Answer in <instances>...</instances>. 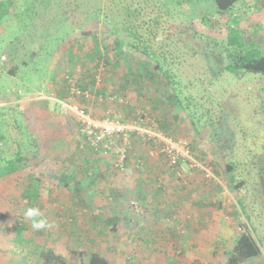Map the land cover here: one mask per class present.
Here are the masks:
<instances>
[{
  "label": "rangeland",
  "instance_id": "1",
  "mask_svg": "<svg viewBox=\"0 0 264 264\" xmlns=\"http://www.w3.org/2000/svg\"><path fill=\"white\" fill-rule=\"evenodd\" d=\"M11 1L12 5L8 16L0 21V56L3 54L2 52L10 51L15 56L13 63L16 62L14 74L8 75V67L2 66L0 59L2 74L0 86L4 88L0 94V108L10 107L11 110H17L16 112H5L4 117L8 125L7 134H15L13 121L20 111L22 116H26L32 124H36V121L41 122L40 127L35 125L34 127L43 132L42 139H40L43 151H51V154H55L49 147L56 141V137L58 138L55 130L61 123L53 128H47L40 119L46 118V116L40 115L41 112L45 114V110L49 108L50 112L53 111L57 115V119L64 117L65 122L73 124L69 125L70 128L71 126L74 129L76 127L79 131L78 125L75 123L76 120L74 122L72 119L73 116L61 115L58 106L53 102V99L66 100L70 96V91L75 88L81 92L89 91L95 95L94 101L85 104L90 114L100 113L105 114V117H120L124 121L129 120L125 118L130 113L129 108L137 109L141 106L147 108L153 104L151 99L135 98L132 89L123 92L131 99L127 108L122 105L123 103L115 101L114 98L112 99L114 101L110 100L112 98L110 96L98 95L97 90L100 86L112 95L119 87L117 75L113 71L104 72L102 63L98 68H95L96 70L94 69L95 71L89 72V68L96 64L97 58L103 54L105 47H108V51L113 53L112 38L104 37L105 29L101 25L98 28L91 27L90 33L98 35L102 46L98 44L95 47L90 38H85L82 35L77 26V16L74 18L75 22L73 21L76 30L74 32L67 31L66 36L70 40L62 37L64 36L62 28H56L59 31L56 33L58 43L54 45L48 43L49 40L54 39V36L46 35L44 37L42 30L45 25L48 26L50 20L39 22V16L36 18L34 15L35 4L33 7L31 0ZM263 2L264 0H241L230 13L217 14L212 11L211 0H199V2L195 0V5L193 4L197 6L195 19L191 18L193 5H173L168 14L170 30L174 35L172 37V54L177 58L171 67L173 72L183 80V83H194V88L189 89L188 93L192 91L193 95L198 93L199 96H203L204 110L209 108L208 104L204 103L206 91L215 95L214 105L217 101L227 103V107L223 108L228 111L224 122L226 134L222 135L218 144L211 136L209 140H201L197 131L191 129L188 124L185 125L187 127L182 128L181 132V135L188 134L190 139L186 141L189 143L192 154L198 164L210 171L211 182L205 181L204 174L198 169L190 170L188 168V173L182 174L181 179H177L174 171L164 163L162 158L157 157L156 159H159L163 165L166 175L172 178L166 176V180L175 181L178 188V192L171 190L165 193L167 199L172 200L174 192L178 194V197H181V200L182 194L187 193L188 195L183 201H175L176 209L174 212L170 210V215L160 213L159 215L162 216L156 218L158 215L152 216L150 206L145 207L144 199L137 196L134 191L127 193L123 204H118L115 201L117 204L110 206L106 203L114 198L107 188L118 176V172L111 170L114 174L111 175L113 178L109 177L110 180L101 186H98V183L94 187L97 190L94 191L89 187L88 179L85 176L86 180L82 178L81 181L84 183L79 188L80 190H77L73 183H69V186L65 185L63 183L65 177L63 178L60 173L62 169L69 167L67 173L73 174L75 165L68 158L58 157L56 159L52 156L47 157L49 154H42L41 159L37 160L40 166H35L36 163H33L28 172H33L30 175L36 176L40 181L37 207L49 221L48 228L54 227L55 229L50 231L46 228L35 231L30 226L31 222L24 220V217L21 216L23 213L21 210L26 203L22 196L25 192L23 179L27 177V171L22 169V172L17 175L19 177H1L0 213L5 216V219L0 222V264H15L14 262L17 263L23 259L24 264H41L38 258L33 255L32 250L42 247L50 248L64 257L67 264H86V254L90 251L103 255L104 253L111 254L113 264H220L226 251L230 250L235 238L240 234L239 223L243 222L253 231L262 248V257L258 261L254 260L248 264H264V187L259 173L260 154H264V75L250 73L236 75V73H232L228 76L226 73L228 71H220L219 67L213 65V60L210 57L212 50L220 56L221 60L223 59L225 63L228 62L226 49L234 51V46L228 44L229 36L232 35L231 28L236 30L234 35L237 36L238 41L242 40L245 47L251 49L253 46L260 53L264 52V22L257 26L247 22V16ZM148 9L156 11L152 7H146L142 11L147 12ZM33 26H38L40 31L37 28L34 29ZM209 65L213 67L210 72H208ZM121 67L124 69L123 63H121ZM91 76L94 79L93 83ZM210 79L212 84L207 83ZM201 80L206 85L201 84ZM147 88L148 96H153L154 90H156L155 86ZM10 90L18 92L16 94L18 99H15L17 96L9 92ZM57 96H62V98ZM218 108L222 107L216 104L214 114L220 110ZM190 109H194V106H190ZM229 109L234 112L232 115L229 114ZM146 113L148 122H155L153 119L160 114L157 109H148ZM194 113L201 119V113L198 110ZM130 114L132 115L133 112ZM217 114L219 115V112ZM210 115L204 117L203 114V122H207ZM62 131L64 132L63 127ZM72 135V140L82 141L80 132V136L75 133ZM67 136L69 138V135ZM71 139H69L70 143L73 142ZM224 145H229V150L231 153L233 152L231 155L228 154L229 151L226 153L227 156H232L236 162L233 171H228L223 161H219L216 156L211 155L217 154V147L220 149ZM59 147V152L62 150L64 154H70L69 152L65 153L63 145ZM134 148L133 146L132 150ZM85 153L90 158H94L88 148L85 149ZM129 156L132 165H137V161L142 157L137 154ZM95 160L98 162V159ZM35 167L40 168V173H34L37 170ZM126 173L128 174V170L119 174L124 176ZM88 178L90 177L88 176ZM239 182H243V185L236 188ZM205 192L206 197H204ZM200 195L202 196L200 197ZM204 200L207 202L206 215L204 209H202V213L199 212V204H202L201 207H203ZM89 202H93V204ZM75 204L79 206L77 207ZM70 205L73 209L70 208ZM85 205H88L89 208L91 206L92 209H88ZM66 206L69 207L66 208ZM169 207H172V204ZM99 208L102 212H95ZM90 211L101 216L100 219H97L99 221L95 227L93 220L88 219ZM120 211L129 216L128 224L120 225L121 233L116 238L106 235L111 224L107 225L103 220L120 218L122 215ZM53 212L56 213V218L52 220ZM200 214H204L201 219L199 218ZM69 219L71 220L69 221ZM230 220L233 222H229ZM61 222L65 226L70 225L76 229L73 238L63 237V235L60 238V231L57 230L62 229ZM189 225L190 229L184 227ZM141 226L143 229L145 228L142 235L139 233ZM189 231L190 235L187 233ZM168 232L181 236L180 242L186 248L184 253L176 244L178 239L172 237V240L169 241L165 237ZM146 233L153 237H151L152 243L144 244L142 242L141 237H145ZM136 235L140 239H135ZM185 235H188L189 238ZM126 236L128 237L126 238ZM82 250L85 252L83 257L74 255L75 252Z\"/></svg>",
  "mask_w": 264,
  "mask_h": 264
},
{
  "label": "trees",
  "instance_id": "2",
  "mask_svg": "<svg viewBox=\"0 0 264 264\" xmlns=\"http://www.w3.org/2000/svg\"><path fill=\"white\" fill-rule=\"evenodd\" d=\"M194 1L195 0H167L163 2L160 0H31L33 7L35 4L34 15L36 18L39 16V22H47L50 20L48 26L45 25L42 28L44 37H46V35L54 36V39L49 40L48 43L54 45L58 43V35L56 33L59 31L56 28H62L64 31V36L62 37H66L67 40H70L66 35L68 30L72 32L76 30L73 24L76 16L78 17L77 26L79 31L85 38H90L95 47L102 43L97 34L90 33L91 27L98 28L99 25H101L105 29L104 32L106 34L104 37L112 38L111 44L113 53L108 51V47H105L103 54L97 58L96 64L89 68V72L91 73L102 63L101 65L104 68V72L113 71V73L117 75L119 87L116 89V95H112L100 86L97 90L98 95L115 97L117 100L121 99L124 102L122 105L127 108L130 105L131 99L123 92L132 89L135 98L138 97L145 100L151 99V102H153V104L147 106V108L145 106H141V108L137 109L129 108L130 113L133 112V114L131 115L129 113L128 117H125L126 119L136 120L138 112H141L147 117L146 111L148 109H157L160 114H158L156 118L154 117L155 119L153 120L155 121L154 123L156 124L157 130L163 135L173 139H188V134L181 135L182 128L187 127L185 125L188 124L191 129L197 131L201 140H209V138L213 137V140H216L218 144L222 135L226 134V131H224V122L226 121L228 111L223 110V108L227 107V103L224 104L223 102L217 101L216 104L222 108H218V110H220L216 111L214 114L216 105H214L216 102L215 95L206 91L204 94V103H207L209 108L204 110V105L202 104L203 96H199L198 93L193 95L192 91L188 93L189 89L194 88V83H183V80L177 77L176 73H174L171 68L175 60L177 61V58L172 54V37H174V35L170 30V19H168L169 11L172 10L173 5L186 4L191 6L194 4ZM240 1L241 0H211L212 11L217 14L230 13L234 6ZM196 2H199V0H196ZM11 5V0H0V21L8 16ZM194 5L191 8V18L193 19H195L197 15V6ZM142 6L152 7L156 9V11L151 9H148L147 12L142 11L146 8ZM247 22L253 26L263 24L264 2L247 16ZM33 28H37L40 31L38 26H33ZM231 29L230 33L232 35L229 36L228 44L234 46V51L231 52L229 49H226L227 58H229V60L225 63L223 59L221 60L219 55H216L215 52L211 50L210 57L213 60V65L217 68L219 67V69H221L220 71H228L226 72L228 76L232 73H236V75L247 73L264 75V52L260 53L256 48H253V46H251V49L245 47L242 40L238 41L237 36L234 35L236 34V30L233 28ZM2 53L5 54L0 56L2 66L8 67V75L14 74L16 68V62L13 63L15 61L14 53L10 51H4ZM121 63L124 64V69H122ZM212 69V65H209L208 72ZM1 75L0 72V77ZM197 80H199V78H197ZM91 82H94L92 76ZM200 83L206 85L202 80ZM207 83L212 84V80L210 79ZM150 86H155L156 89L154 90L153 96H148L147 87ZM3 90L4 88L0 86V94ZM9 92L14 95L18 93L14 90H10ZM16 96L15 99H18V95ZM57 97L62 98V96ZM190 106H194V109H190ZM196 110L201 113V119L194 113ZM11 111L16 112L17 110H11L10 107L7 109L0 108V178L15 174L25 169V167H32L33 163H36L34 165L37 166L39 164L37 160L39 161L41 159L42 154H51V151H43L44 148H42L40 143L41 138L39 135L35 134L31 121L26 116H22L20 111L16 114L17 118H15V121H13L14 129H12L15 134H7L6 130L8 125L4 115L5 112L8 113ZM229 111L230 115L234 113L232 109H229ZM218 112L219 115L217 114ZM203 114L204 117L211 114L207 122H203ZM90 115L92 118L98 119L93 114ZM46 118L48 119L49 117ZM50 118L56 119L54 115ZM72 119L75 122L73 117ZM59 146H61V144L57 142L51 146L52 149L50 150L54 153L58 152ZM87 147L89 148L88 145ZM229 147V145H224L223 148L220 149L217 147V154L211 155L216 156L219 161H223L228 171H233V166L236 165V162L232 159V156H227L226 154L228 151L230 155L233 153H231ZM89 150L94 154L91 148H89ZM73 154L78 153L73 152ZM129 160L130 156H128L127 160L124 162V171L128 170ZM259 165L261 182L264 187V154H260ZM111 167L117 172L113 167V162L111 163ZM133 167L136 171H142L145 165L137 164L133 165ZM68 170L69 167L64 170L62 169L60 172L62 177H65L63 183L67 186H69V183H73L75 184L74 188L80 190L79 188L84 183L81 180L88 175L87 171H84L83 174L76 173L77 175H73L67 173ZM34 173L36 174L37 171ZM242 185L243 182H239L236 188H240ZM39 186V179L31 175L29 190H26L22 196L23 200L26 201L25 207L21 210V212H23L21 216L24 217V220L26 219L24 210L28 207H37ZM75 205L77 207L79 206L78 204ZM86 207L92 209L91 206L90 208L88 205ZM87 208L86 210H88ZM71 209H73L72 206ZM88 214V219H92L94 224L96 220L101 217L95 214L94 211H90ZM51 217L52 220L55 219L56 213L53 212ZM4 219L5 216L0 213V222ZM57 221L59 220L57 219ZM103 221L112 224L118 221V219L110 218L109 221L107 218ZM63 227L67 229L68 225L65 226L64 224ZM239 228L240 234L236 237L230 250L226 251L225 257L220 264H248L261 256V244L250 227L243 222L239 223ZM47 230L52 231V229L48 227ZM73 233H76L75 228L73 229ZM67 236L69 237V235ZM32 253L38 258L41 264H67L64 257L50 248H35L34 251L32 250ZM74 255L83 257L85 252H83V250L77 251ZM14 263L24 264V259ZM86 264H111V262L105 255L90 251L86 254Z\"/></svg>",
  "mask_w": 264,
  "mask_h": 264
},
{
  "label": "crops",
  "instance_id": "3",
  "mask_svg": "<svg viewBox=\"0 0 264 264\" xmlns=\"http://www.w3.org/2000/svg\"><path fill=\"white\" fill-rule=\"evenodd\" d=\"M47 107H49V106H47ZM55 110H56V108H55ZM44 113L45 114H43V112H41L40 116L43 115V116H46L49 118L47 120H46V118H40V119L45 123V126L47 128H53V126L57 125L58 123H61L60 125L59 124L57 125V129L55 130V133L58 135V138L56 137V141L59 142L61 145H63V147L65 149V153L66 152L70 153V154H64V152L61 150L62 154H58V153H61L58 150V152H55V154H49V155H47V157L52 156V157H55L56 159H58V157L59 158H68L70 160V162H72V164L75 165L74 169H73V172H74L73 175H77L81 171L83 174L84 171H87L88 175L86 176V178L88 179V182H89L88 185H89V187H91L93 189V191L97 190V189H94V187H96L98 183H99L98 186L99 185L101 186V184H106L110 180L109 177L111 179L113 178V176L111 177V175H114L111 172V170H113L111 167V163L113 162V158H102V157H98L95 154L91 153V155L95 159H98V162H96V160L94 158H90V156L86 155L85 149L88 147L85 144L83 137L79 135V131L76 129V127H75V129L72 126L70 128L69 125H73V124H70V122H65L63 119L64 117L57 119L56 118L57 115L53 111L50 112L49 108H47ZM50 114H51V116L54 115L56 119L50 118L51 117ZM93 115L99 119H103L105 117L104 116L105 114H100V113L99 114H93ZM36 124H32V126L33 127H34V125L37 127L41 126V122L36 121ZM62 127L64 128V132L62 131ZM73 130H74L75 134L82 137V141L81 140L77 141V139H75V140L71 139V136H73L72 134H74ZM34 132H35V134L39 135V137L41 135H43V132L41 131V129L36 130L35 127H34ZM67 135H69V138ZM41 139H42V136H41ZM69 139H71V141H73V142L70 143ZM188 139H190V138H188ZM188 139H187V141H189ZM57 142H53V143L56 144ZM64 142H66V143H64ZM53 143L51 146L54 145ZM134 143H135V145H134L135 148H134V150H132V152H130V154H137L138 156H142V157H140L139 160L142 161V164H144L145 167L142 171H136L133 169L132 163H129L128 164L129 165L128 166V174L126 173V175L123 176V175L118 173V176H120V177L118 178V176H116V178L112 180L111 184H109V187L107 188L114 195V198H112L110 200V202H106V203L110 204V206H112V204H117V203L123 204L124 203L123 201L126 200L127 193L130 191H134L135 194H137V196L144 199L143 205L145 207L150 206V212H151L152 216L156 214V215H158V216H156V218H158L159 216L161 217L162 215H159L160 213L161 214L163 213L164 215H166V214L170 215V213H171L170 210H172L174 212V210L176 209V204H175L176 202L175 201L185 200L187 198L186 195H188V194L187 193L185 195L182 194L183 197L181 200V197L180 196L178 197V194L176 192H174L177 196L174 194V198L172 200H170V199L168 200L164 194L171 191V190L177 191L178 188H177L176 182L173 180L171 182L166 180V176L169 178H171V177L166 175V171H164L163 165H161V162H159V159H156L157 157H148L147 156V154H149L147 147L142 146L141 144H138V142H134ZM51 146L49 147L50 149H52ZM70 150L73 151L74 153L77 152L78 154H73V152H71ZM129 161L131 162V158ZM38 166H40V165H38ZM31 168L32 167H25V169H23L24 171H27V177H25L23 179L24 185H25L24 191L29 190L30 176H31L30 174L33 172L29 173L28 170H31ZM35 169H37V170H35V171H37V173L40 172V168L35 167ZM20 172H22V170H20L19 172L15 173V174H11L9 176L19 177L17 175ZM88 176L90 178H88ZM164 177H165V179H164ZM84 180H86L85 177H84ZM101 180H102V182H101ZM116 180H117V182H114ZM102 188H105V187H102ZM184 190H186V189L184 188ZM171 193H173V192H171ZM180 193H181V191H180ZM201 196L202 195H200V197ZM175 197H177V198L175 199ZM204 197H206V192L204 193ZM142 199H140V200H142ZM115 201L117 203H115ZM90 203L93 204V202H90ZM170 203L172 204V207H169L171 205ZM195 205H198V203H195ZM199 205H200L199 212L202 213V209H204V211H205L204 214L206 215L207 214V202L204 200L203 207H201L202 204H199ZM68 207L69 206H66V208H68ZM120 207H121V205H120ZM70 208H71V205H70ZM95 212L100 213L102 211L99 208L98 211H95ZM120 213L122 215L121 216L119 215L120 218H118V221H115L114 223L111 224V227L108 229V231H107L108 233H106V235H111V236H114L116 238L119 235V233H121L120 225L128 224L129 216L124 215L122 213V211H120ZM204 214H200L199 218L200 219L203 218ZM206 218H207V216L204 218L205 222H206ZM70 220L71 219H69V221ZM108 220L110 221V218ZM229 222H233V220H230ZM96 223H98L97 220L94 224V227H95ZM105 224H109V222L106 223V221H105ZM63 226H64V224H62V222H61L62 229L57 230V231L61 232V234L59 232L60 238H62V235H63V237H66L67 235H69V237H67V238H73L75 234L73 233L72 226H68L67 229H63L64 228ZM184 227H186L187 229L191 228L190 225L184 226ZM51 229L54 230L55 228L53 227ZM69 229H70V231H69ZM63 230L64 231L67 230V231L63 233L62 232ZM144 230H145V228L143 229L141 226L139 229V233L142 235ZM187 233L190 235V231ZM70 234H71V236H70ZM127 237L128 236H126V238ZM151 237H152L151 234L146 233L145 237H141L142 242L144 244H146L148 242L152 243L153 237L152 238ZM165 237H167L169 241L172 240V237L175 239H178V240H176V244H177L178 248H180L183 253L185 252L186 248L180 242L181 236H177V235L173 234V232H172V234H170V232H168ZM185 237L189 238L188 235L187 236L185 235ZM136 238H137V240L140 239L139 237H137V235H136L135 239ZM137 240H136V242H137ZM200 246H201V244H200ZM200 246H197V247H200ZM104 255L106 258H108V260L111 262V264H113L112 263V257L113 256L111 254H106V253H104ZM260 257H262V254ZM260 257L254 259V260L258 261V259H260ZM254 260H252V261H254ZM114 261H115V258H114ZM252 261H251V263H252Z\"/></svg>",
  "mask_w": 264,
  "mask_h": 264
},
{
  "label": "built area",
  "instance_id": "4",
  "mask_svg": "<svg viewBox=\"0 0 264 264\" xmlns=\"http://www.w3.org/2000/svg\"><path fill=\"white\" fill-rule=\"evenodd\" d=\"M93 95L89 91L81 92L75 88L70 91V96L66 100L55 99V103L61 115L74 117L84 142L96 156L113 158V167L117 172L124 173V162L130 155L134 142H138L148 148V157L162 158L177 175V179H181L182 174H187L188 168L198 169L204 174L206 181H212V174L198 164L186 140L163 135L153 121L146 120L144 114L138 112L134 121L130 119L122 121L120 117L115 116L92 118L85 104L94 101ZM113 98L119 103H124L115 97L110 100ZM137 164H142V161L138 160Z\"/></svg>",
  "mask_w": 264,
  "mask_h": 264
},
{
  "label": "clouds",
  "instance_id": "5",
  "mask_svg": "<svg viewBox=\"0 0 264 264\" xmlns=\"http://www.w3.org/2000/svg\"><path fill=\"white\" fill-rule=\"evenodd\" d=\"M24 216L31 222L30 226L35 231H41L50 226L49 221L38 207H28L24 210Z\"/></svg>",
  "mask_w": 264,
  "mask_h": 264
},
{
  "label": "bare ground",
  "instance_id": "6",
  "mask_svg": "<svg viewBox=\"0 0 264 264\" xmlns=\"http://www.w3.org/2000/svg\"><path fill=\"white\" fill-rule=\"evenodd\" d=\"M56 100H58V99H56ZM61 101H63V100H61ZM53 102L55 103V99H53ZM56 104V103H55ZM57 105V104H56Z\"/></svg>",
  "mask_w": 264,
  "mask_h": 264
}]
</instances>
